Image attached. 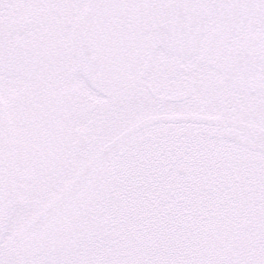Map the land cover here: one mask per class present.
<instances>
[{
  "label": "snow or ice",
  "instance_id": "obj_1",
  "mask_svg": "<svg viewBox=\"0 0 264 264\" xmlns=\"http://www.w3.org/2000/svg\"><path fill=\"white\" fill-rule=\"evenodd\" d=\"M0 264H264V0H0Z\"/></svg>",
  "mask_w": 264,
  "mask_h": 264
}]
</instances>
